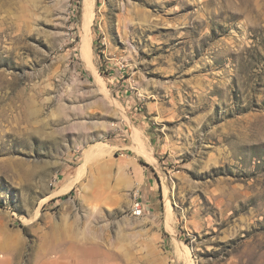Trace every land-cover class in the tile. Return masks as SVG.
Segmentation results:
<instances>
[{
	"label": "rangeland",
	"instance_id": "374dc122",
	"mask_svg": "<svg viewBox=\"0 0 264 264\" xmlns=\"http://www.w3.org/2000/svg\"><path fill=\"white\" fill-rule=\"evenodd\" d=\"M85 2L0 0V264H264V0Z\"/></svg>",
	"mask_w": 264,
	"mask_h": 264
},
{
	"label": "built area",
	"instance_id": "2783aa9c",
	"mask_svg": "<svg viewBox=\"0 0 264 264\" xmlns=\"http://www.w3.org/2000/svg\"><path fill=\"white\" fill-rule=\"evenodd\" d=\"M144 213V207H143V204L140 200H138V206H135L133 207V214L136 216V217H140L142 216Z\"/></svg>",
	"mask_w": 264,
	"mask_h": 264
},
{
	"label": "bare ground",
	"instance_id": "6f19581e",
	"mask_svg": "<svg viewBox=\"0 0 264 264\" xmlns=\"http://www.w3.org/2000/svg\"><path fill=\"white\" fill-rule=\"evenodd\" d=\"M89 1L90 0H86V2H85V16L88 18L89 17V15H90V13H92V9H91V4H89ZM93 2V1H92ZM93 6H94V4H93ZM94 8V7H93ZM86 18V19H87ZM87 48V47H86ZM86 51H88V50H86ZM135 206H138V202H136L135 203ZM134 206V207H135Z\"/></svg>",
	"mask_w": 264,
	"mask_h": 264
}]
</instances>
